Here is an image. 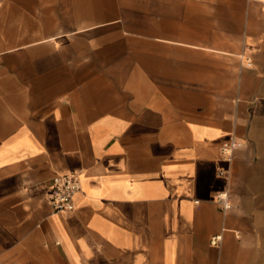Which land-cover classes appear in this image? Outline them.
I'll return each instance as SVG.
<instances>
[{
	"label": "crops",
	"instance_id": "crops-1",
	"mask_svg": "<svg viewBox=\"0 0 264 264\" xmlns=\"http://www.w3.org/2000/svg\"><path fill=\"white\" fill-rule=\"evenodd\" d=\"M0 264H264V0H0Z\"/></svg>",
	"mask_w": 264,
	"mask_h": 264
},
{
	"label": "built area",
	"instance_id": "built-area-1",
	"mask_svg": "<svg viewBox=\"0 0 264 264\" xmlns=\"http://www.w3.org/2000/svg\"><path fill=\"white\" fill-rule=\"evenodd\" d=\"M235 145L236 141L232 138L229 141L224 142L220 146V153L222 156L230 159ZM79 190L80 176L77 170H71L54 175L48 195L50 207L53 211L71 210L73 208V195ZM216 202L223 210L230 207L226 191H220L216 194ZM218 238V236H214L212 238V242H215Z\"/></svg>",
	"mask_w": 264,
	"mask_h": 264
}]
</instances>
